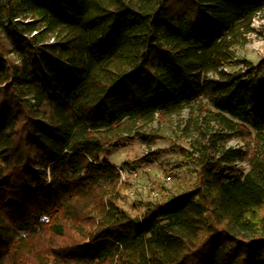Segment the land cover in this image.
Returning a JSON list of instances; mask_svg holds the SVG:
<instances>
[{"label": "trees", "instance_id": "1", "mask_svg": "<svg viewBox=\"0 0 264 264\" xmlns=\"http://www.w3.org/2000/svg\"><path fill=\"white\" fill-rule=\"evenodd\" d=\"M263 11L0 0V264H264V60L236 52ZM200 98L224 128L252 126L259 153L245 170L241 148L184 149L194 186L131 214L112 147Z\"/></svg>", "mask_w": 264, "mask_h": 264}, {"label": "rangeland", "instance_id": "2", "mask_svg": "<svg viewBox=\"0 0 264 264\" xmlns=\"http://www.w3.org/2000/svg\"><path fill=\"white\" fill-rule=\"evenodd\" d=\"M252 26L254 30L249 34L248 42L236 47V52L239 58L258 64L264 60V11L256 15ZM226 68L241 70L245 69V64L240 62ZM259 76L264 77V65ZM212 111L211 102L200 98L178 112H161L142 128L145 138L133 134L112 147L108 160L132 169L124 171L129 175L119 182L118 202L122 207L137 215L148 203L164 200L172 193L193 187L196 177L192 168L198 165L184 149L198 157L200 150L208 146L215 150L241 148L244 159L237 164L248 169L260 150L256 131L241 121L235 129L228 130L212 119ZM149 134L159 137L155 142H148L146 138Z\"/></svg>", "mask_w": 264, "mask_h": 264}, {"label": "built area", "instance_id": "3", "mask_svg": "<svg viewBox=\"0 0 264 264\" xmlns=\"http://www.w3.org/2000/svg\"><path fill=\"white\" fill-rule=\"evenodd\" d=\"M118 171L120 172L121 178L125 179L128 174H125L124 171H127L128 169L132 170L130 167H127L126 165H117ZM134 173V172H132ZM168 178H170V176H168Z\"/></svg>", "mask_w": 264, "mask_h": 264}]
</instances>
